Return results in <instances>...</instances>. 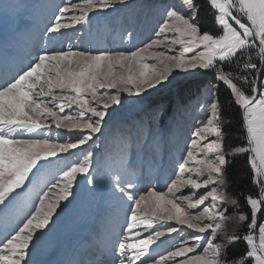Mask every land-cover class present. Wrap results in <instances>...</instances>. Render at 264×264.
<instances>
[{
	"label": "snow or ice",
	"instance_id": "1",
	"mask_svg": "<svg viewBox=\"0 0 264 264\" xmlns=\"http://www.w3.org/2000/svg\"><path fill=\"white\" fill-rule=\"evenodd\" d=\"M9 7L16 6L5 9ZM202 9L211 13L210 27H204ZM68 13L73 14L71 22L65 23ZM113 13H126L118 22L129 26L158 16L156 38L134 51L43 49L0 81V215L8 217L34 190L37 200L0 239V264H37L30 258L31 248L61 203L74 195V185L83 178L95 187L97 141L104 136L109 109L123 103L121 93L146 100L158 86L181 92L202 73H211L215 83L208 87L209 98L198 105L203 118L166 191L154 186L141 190L126 178L136 177V166L119 158L111 182L129 204L126 227L111 242V259L74 264H264V222L258 217L264 215V0H65L45 36L55 45L65 30L79 32L75 26L90 25L92 16ZM124 31L133 35L130 28ZM177 45L179 54L169 55ZM219 82L230 90L228 104L239 120V143L227 149L225 129L232 120L224 118L213 91ZM65 135L66 140L61 138ZM74 150L82 158L69 162ZM239 156H245L258 194L245 196L250 211L237 216L239 224L247 222V230L229 234L221 227L229 218L224 205L238 209L239 201L229 200L221 187ZM50 166L58 175L40 188ZM174 233L179 241L153 256V245L159 247L157 242ZM241 241L245 252L229 259L228 247Z\"/></svg>",
	"mask_w": 264,
	"mask_h": 264
},
{
	"label": "rangeland",
	"instance_id": "2",
	"mask_svg": "<svg viewBox=\"0 0 264 264\" xmlns=\"http://www.w3.org/2000/svg\"><path fill=\"white\" fill-rule=\"evenodd\" d=\"M64 3L65 0H0V42L6 41L12 54L14 51L18 52L19 47L21 57L26 56L31 60L43 49L52 47H63L64 50L73 46L74 49L119 48L134 51L156 38L153 29L159 20L158 16H150L147 20L142 17L139 23L129 26L127 23L118 22L126 13H113L107 18L103 14L92 16L90 25L75 26L79 32L72 28L65 30L59 37V42L53 45L45 36V28ZM6 5L16 7L5 9ZM72 15L66 14L63 22L70 23ZM125 28L133 31L131 37L124 31ZM28 29L33 31L32 42L37 41L34 47H31V42L26 41L25 31ZM38 43L40 44L37 45ZM175 47L176 51L170 52L169 55L179 54V46ZM147 62L153 63L152 60ZM28 63L22 62L14 71L9 64L2 61L0 81L15 75ZM177 72L178 69L174 70V75ZM213 83L211 73H202L181 92L172 87L158 86L155 90H149L151 95L147 96L146 100L121 93L123 103L109 109L111 115L107 120L104 136L97 141L101 147L95 150V159L99 160V167L93 173L96 178L95 187L88 185L83 178L79 179L74 185V195L61 203L53 222L35 241L30 258L37 264H74L81 260L111 259V242L120 238L129 215V204L112 189L111 172L117 167L116 161L126 157L130 167L136 166L138 179L132 175L126 178L138 183L141 190L154 186L158 190L166 191V184L178 171V166L186 155V146L194 138L195 128L203 118L198 105L202 100L209 98L208 87ZM192 87L194 89L191 90ZM215 89L213 91L216 95ZM104 91L100 90L101 93ZM108 91L115 92L114 89ZM183 93L188 96L186 101L180 98ZM137 103L139 106L134 108ZM73 107L75 108V105ZM61 138L66 140L68 136ZM82 155L79 150H74V155L68 160L70 162L82 158ZM189 166H192V162ZM57 175V168L50 166L44 171V178L42 177L39 187L43 188L44 181H51ZM221 190L226 191L229 200L233 198L227 191V182ZM184 191L187 193L188 189ZM199 191L203 193L205 189L201 188ZM55 195V192L50 194L52 199H55ZM35 202L37 200L34 190L30 197L17 203L16 209L8 217L0 215V233L4 229L11 230L17 215L22 217L28 211L29 205L32 208ZM224 207L227 209L225 215L229 218L221 222L222 230L229 234L244 233L247 230V222L239 224L237 216L241 212L247 214L246 211L241 209L240 205L236 209L230 203H226ZM258 217L260 222H264V215L258 214ZM140 230L143 231V226ZM144 235L147 233L144 232ZM179 239L174 233L171 238L165 239L164 243L157 242L159 247L153 245L155 251L152 255L165 253ZM102 240L103 243L109 244L105 245L108 248L103 249L102 245L97 243ZM101 251H104L102 255Z\"/></svg>",
	"mask_w": 264,
	"mask_h": 264
},
{
	"label": "trees",
	"instance_id": "3",
	"mask_svg": "<svg viewBox=\"0 0 264 264\" xmlns=\"http://www.w3.org/2000/svg\"><path fill=\"white\" fill-rule=\"evenodd\" d=\"M202 2V0H199ZM202 21L204 22V27H210L212 24L211 13L207 12L206 9H202L201 12ZM215 83V81H214ZM194 89L193 87L191 90ZM216 96L219 98L223 106V116L225 119L231 118L232 124L230 127L225 129V145L226 149L230 146H234L239 143L238 131H239V120L237 117V110L235 107L228 104L230 90L223 84L219 82L215 89ZM190 97V96H189ZM182 101H186L188 96L184 93L180 95ZM227 181V191L233 197L237 198L241 209H244L246 213L250 211L249 207L246 205L245 196L258 194L257 187L252 183V171L247 163L245 156H239L234 158V162L227 170L226 174ZM246 246L244 242H237L235 245L229 246L227 250L228 258L231 259L235 255H239L245 252Z\"/></svg>",
	"mask_w": 264,
	"mask_h": 264
},
{
	"label": "bare ground",
	"instance_id": "4",
	"mask_svg": "<svg viewBox=\"0 0 264 264\" xmlns=\"http://www.w3.org/2000/svg\"><path fill=\"white\" fill-rule=\"evenodd\" d=\"M43 24V23H42ZM33 25V24H32ZM35 25L33 26V30H34V32H35ZM25 33L27 34L26 35V41H28V42H31V44H32V46L31 47H34V45L37 43V41H33L32 42V39L34 38L33 36H32V33H33V31L32 30H30V29H28V30H26L25 31ZM35 37H36V35H35ZM36 40H37V37H36ZM7 42L6 41H1L0 42V63L2 62V61H5L7 64H9V66L12 68V69H14V71L17 69V66H20V65H22V62H25V63H28L29 62V58L28 57H26V56H23V57H21V54H20V48L18 47V52H16V51H14L13 52V54L11 53V49L9 48L8 49V46H10V45H8V44H6ZM24 44L28 47V44L24 41ZM40 43H38L37 45H39ZM0 73H1V67H0ZM129 104H132V103H129ZM133 105V104H132ZM139 106V104L137 103L136 105H135V107L134 108H136V107H138ZM130 107V106H129ZM43 177V176H42ZM44 178V177H43ZM41 181H42V178H41ZM31 209V207H30V205H29V208H28V211ZM19 217H21L20 215H17V218H16V221H15V223H17L18 221H19ZM5 232H6V229H4V230H2V232L0 233V236L1 237H3L4 235H5ZM99 241V240H98ZM105 242V241H104ZM97 243H99V244H101L102 245V248L104 249L105 247L106 248H108V246H105V245H109V244H105V243H103V240L102 241H100V242H97ZM110 248V247H109ZM111 251V250H110ZM104 251H101V255H102V253H103ZM70 260H71V258H70ZM74 262V261H73Z\"/></svg>",
	"mask_w": 264,
	"mask_h": 264
}]
</instances>
